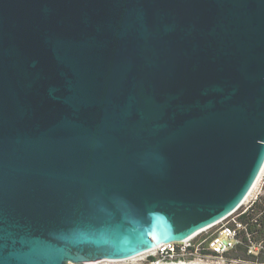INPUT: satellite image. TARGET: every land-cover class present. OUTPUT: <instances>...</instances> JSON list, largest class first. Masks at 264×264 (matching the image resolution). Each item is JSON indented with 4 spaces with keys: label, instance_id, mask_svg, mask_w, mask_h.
<instances>
[{
    "label": "water",
    "instance_id": "obj_1",
    "mask_svg": "<svg viewBox=\"0 0 264 264\" xmlns=\"http://www.w3.org/2000/svg\"><path fill=\"white\" fill-rule=\"evenodd\" d=\"M263 165L264 0H0V264L183 240Z\"/></svg>",
    "mask_w": 264,
    "mask_h": 264
},
{
    "label": "built area",
    "instance_id": "obj_2",
    "mask_svg": "<svg viewBox=\"0 0 264 264\" xmlns=\"http://www.w3.org/2000/svg\"><path fill=\"white\" fill-rule=\"evenodd\" d=\"M141 264H264V165L244 200L229 214L183 240L139 254Z\"/></svg>",
    "mask_w": 264,
    "mask_h": 264
},
{
    "label": "rangeland",
    "instance_id": "obj_3",
    "mask_svg": "<svg viewBox=\"0 0 264 264\" xmlns=\"http://www.w3.org/2000/svg\"><path fill=\"white\" fill-rule=\"evenodd\" d=\"M123 261H107V259L105 260H100L99 264H141V262L139 261V257H134L132 259L128 258V259H122ZM203 262H206L207 264H220L219 262H217V260L211 259V258H203Z\"/></svg>",
    "mask_w": 264,
    "mask_h": 264
},
{
    "label": "bare ground",
    "instance_id": "obj_4",
    "mask_svg": "<svg viewBox=\"0 0 264 264\" xmlns=\"http://www.w3.org/2000/svg\"><path fill=\"white\" fill-rule=\"evenodd\" d=\"M137 256H139V255H136V256H134V257H137ZM134 257H131L130 259H132V258H134ZM107 261H113V262H116V261H123V260H107ZM98 263H100V261H98Z\"/></svg>",
    "mask_w": 264,
    "mask_h": 264
}]
</instances>
